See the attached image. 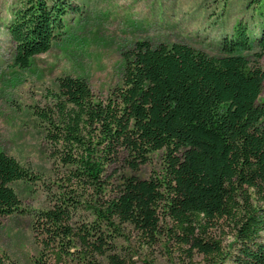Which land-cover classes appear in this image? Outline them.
I'll list each match as a JSON object with an SVG mask.
<instances>
[{"label":"trees","instance_id":"16d2710c","mask_svg":"<svg viewBox=\"0 0 264 264\" xmlns=\"http://www.w3.org/2000/svg\"><path fill=\"white\" fill-rule=\"evenodd\" d=\"M251 2L255 23L237 21L221 55L138 42L126 57L123 84L106 99L86 78L67 75L48 105L35 109L65 171L52 205L33 222L56 264L65 254L81 264H135L117 243L125 224L150 245L167 238L209 264H264V0ZM78 10L71 0L13 1L4 27L15 64L26 69L47 53L68 13ZM159 152V173L135 174ZM123 157L133 173L114 182L107 169ZM34 180L0 149V219L22 212L12 185ZM82 208L91 221L75 220ZM226 228L229 243L216 237ZM7 260L0 253V264Z\"/></svg>","mask_w":264,"mask_h":264},{"label":"rangeland","instance_id":"374dc122","mask_svg":"<svg viewBox=\"0 0 264 264\" xmlns=\"http://www.w3.org/2000/svg\"><path fill=\"white\" fill-rule=\"evenodd\" d=\"M13 1L0 0V149L26 166L37 180L12 185L22 200V212L0 219V253L8 257L7 264H56L55 257L43 250L33 222L39 211L52 205L51 195L60 191L58 184L65 176L51 156L44 127L35 113L36 108L48 105L51 93L58 90L59 78L84 77L95 96L106 99L123 84L125 60L136 43H181L221 55L222 39L239 20L253 25L255 12L251 0H71L79 10L68 13L65 31L47 53L36 56L24 69L15 64V46L4 27ZM260 65L264 69V57ZM260 100H264V86ZM161 169L159 152L135 174L147 178ZM132 173L125 157L107 169L114 182L120 175ZM92 219L85 208L75 217L77 221ZM229 231L225 229L226 234ZM222 236L225 243L232 240L219 230L216 237ZM147 241L128 224L117 237L122 255L131 254L135 264H209L203 254L167 238L154 245ZM78 247L81 249L79 243ZM96 259L104 261L99 255ZM60 264L81 263L76 255L65 254Z\"/></svg>","mask_w":264,"mask_h":264}]
</instances>
